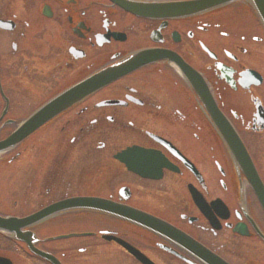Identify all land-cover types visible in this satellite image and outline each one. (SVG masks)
<instances>
[{"label":"flooded vegetation","instance_id":"flooded-vegetation-1","mask_svg":"<svg viewBox=\"0 0 264 264\" xmlns=\"http://www.w3.org/2000/svg\"><path fill=\"white\" fill-rule=\"evenodd\" d=\"M0 264H264V0H0Z\"/></svg>","mask_w":264,"mask_h":264}]
</instances>
